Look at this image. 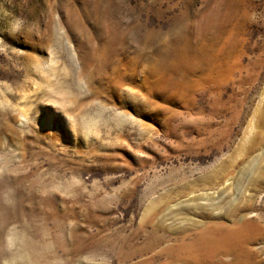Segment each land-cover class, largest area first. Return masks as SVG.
<instances>
[{
  "label": "rangeland",
  "instance_id": "obj_1",
  "mask_svg": "<svg viewBox=\"0 0 264 264\" xmlns=\"http://www.w3.org/2000/svg\"><path fill=\"white\" fill-rule=\"evenodd\" d=\"M204 2L0 0V200L12 205L20 187L37 196L7 220L1 264H116L110 248H143L141 229L234 216L242 229L223 241L225 260L264 264V0H230L223 36L235 57L192 75L183 94L170 89L151 105L127 85L113 93V79L95 89L114 51L98 22L112 4L164 42ZM170 244L125 264H186L169 261Z\"/></svg>",
  "mask_w": 264,
  "mask_h": 264
},
{
  "label": "bare ground",
  "instance_id": "obj_2",
  "mask_svg": "<svg viewBox=\"0 0 264 264\" xmlns=\"http://www.w3.org/2000/svg\"><path fill=\"white\" fill-rule=\"evenodd\" d=\"M189 14L184 13L177 19L169 39L163 42L160 31L150 30L142 24L128 23L122 17L117 5L112 4L108 12L100 16L98 22H102L104 30L101 32L104 31L103 36L108 39L114 51L112 55H103V73L101 72L95 89L100 90L104 82L113 79L110 86L113 93L121 86L127 85L128 90L138 89L143 95L142 99L147 103L157 105L168 90L175 89L174 91L178 93L185 87L190 88L192 75L211 72V68L218 63L219 59L222 58L227 63L235 57L232 41L223 36L232 19L230 0H205L203 9L198 14L194 16ZM99 35L100 33L97 36ZM96 42L97 37H94L92 44L97 51ZM222 173L216 174L213 178H205L203 182L214 185L222 178ZM24 189L25 187H20L14 192L16 199L10 206L3 205L0 200V210H3L0 216V239L6 222L8 223L7 220L17 219L18 221L20 215L25 213V198L28 199L29 195H34V191H28L26 194ZM29 199L32 198L29 196ZM234 217L230 225L216 222L197 229L199 227L195 223H190L188 228L176 233L168 232L163 228V224L154 225L148 231L141 229V233H146V245L141 249H132L133 244L130 242L132 245L128 246L130 249L126 252L118 247H111L112 263L125 264L134 255L142 254L147 250H156L170 240L174 242L166 249L170 262L232 264L225 260L232 249L225 248L223 241L241 232L242 226L238 225L241 218ZM133 238L135 237L132 236L131 239ZM57 245L53 244L49 248L51 258L57 256L59 251ZM64 252L66 253V250ZM3 255L0 250L1 261ZM6 261L8 264L14 263V259ZM133 264H153V258L143 259ZM233 264L240 263L236 261ZM241 264L251 263L247 261Z\"/></svg>",
  "mask_w": 264,
  "mask_h": 264
}]
</instances>
